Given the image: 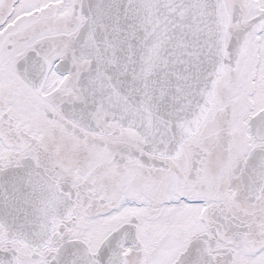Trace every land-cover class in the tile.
Returning a JSON list of instances; mask_svg holds the SVG:
<instances>
[{
	"label": "snow or ice",
	"instance_id": "snow-or-ice-1",
	"mask_svg": "<svg viewBox=\"0 0 264 264\" xmlns=\"http://www.w3.org/2000/svg\"><path fill=\"white\" fill-rule=\"evenodd\" d=\"M0 264H264V0H0Z\"/></svg>",
	"mask_w": 264,
	"mask_h": 264
}]
</instances>
